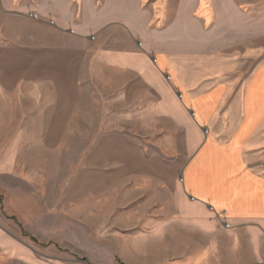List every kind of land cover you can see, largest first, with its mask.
Here are the masks:
<instances>
[{
  "label": "rangeland",
  "instance_id": "obj_1",
  "mask_svg": "<svg viewBox=\"0 0 264 264\" xmlns=\"http://www.w3.org/2000/svg\"><path fill=\"white\" fill-rule=\"evenodd\" d=\"M95 2L106 19L133 18L189 83L210 74L214 85L236 69L245 79L264 63V0H0V156L14 151V174L29 184L19 210L0 186L6 229L37 264H155L160 247L240 244L222 217L209 235L179 214L183 172L205 132L152 61L99 60ZM119 30L103 42L126 46ZM199 103L206 112L208 100ZM247 106L251 117L264 108V75ZM209 255L219 261L197 252L196 264Z\"/></svg>",
  "mask_w": 264,
  "mask_h": 264
},
{
  "label": "crops",
  "instance_id": "obj_2",
  "mask_svg": "<svg viewBox=\"0 0 264 264\" xmlns=\"http://www.w3.org/2000/svg\"><path fill=\"white\" fill-rule=\"evenodd\" d=\"M103 7L96 2L93 5L100 20L92 29L94 40L98 41L95 52L99 60L132 69L137 60L148 64L149 59L156 72L168 76L172 88L181 94V103L187 111L193 112L197 127L206 130L183 172L179 214L192 230L198 226L209 235L222 231L218 219L222 217L230 223V233L241 241L227 248L212 244L160 247L157 252L161 255L155 257V264H196L197 252L220 254L219 261L209 255L205 264H264V192H260L264 190V108L255 117L250 116L247 108L249 90L264 75V63H258L245 79L240 75L243 69H236L235 77L214 85L210 74L194 76L189 83L172 52L148 48L142 31L132 24L133 18L119 23L115 18L106 19L102 15ZM146 23L148 20L145 28ZM77 28L82 32L78 34L79 39L84 41L86 27L77 25ZM117 28L125 35L119 42L126 46L116 47V40L112 39L103 42V38ZM191 85L197 88L192 90ZM203 100L209 102L206 112L199 103ZM15 157L14 151L0 156V186L8 189L13 207L19 210V203L29 200L21 192L29 184L14 174ZM18 237V231L6 229L0 215V252L4 264H37L35 249L21 244ZM164 253L168 255H162ZM182 253L186 255H178Z\"/></svg>",
  "mask_w": 264,
  "mask_h": 264
},
{
  "label": "water",
  "instance_id": "obj_3",
  "mask_svg": "<svg viewBox=\"0 0 264 264\" xmlns=\"http://www.w3.org/2000/svg\"><path fill=\"white\" fill-rule=\"evenodd\" d=\"M180 95V94H179ZM191 114L193 115V112H191ZM204 132L206 133V130H204Z\"/></svg>",
  "mask_w": 264,
  "mask_h": 264
},
{
  "label": "built area",
  "instance_id": "obj_4",
  "mask_svg": "<svg viewBox=\"0 0 264 264\" xmlns=\"http://www.w3.org/2000/svg\"><path fill=\"white\" fill-rule=\"evenodd\" d=\"M120 264V263H119Z\"/></svg>",
  "mask_w": 264,
  "mask_h": 264
}]
</instances>
